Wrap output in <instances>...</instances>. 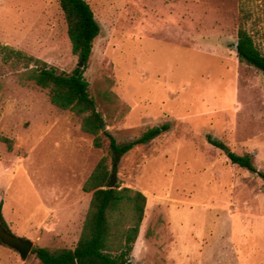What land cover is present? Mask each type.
Here are the masks:
<instances>
[{
    "label": "rangeland",
    "instance_id": "rangeland-1",
    "mask_svg": "<svg viewBox=\"0 0 264 264\" xmlns=\"http://www.w3.org/2000/svg\"><path fill=\"white\" fill-rule=\"evenodd\" d=\"M87 1L101 32L84 75L104 130L124 143L171 126L114 159L116 182L147 196L133 264H264V178L207 137L264 171V73L235 49L244 0ZM244 7L264 51V0ZM0 43L67 72L80 63L60 0H0ZM21 71L0 57L3 219L33 248H73L83 225L46 232L52 199L78 196L103 156L112 166L109 139L95 147L81 119ZM0 264L43 263L0 241Z\"/></svg>",
    "mask_w": 264,
    "mask_h": 264
},
{
    "label": "trees",
    "instance_id": "trees-1",
    "mask_svg": "<svg viewBox=\"0 0 264 264\" xmlns=\"http://www.w3.org/2000/svg\"><path fill=\"white\" fill-rule=\"evenodd\" d=\"M246 1L241 2L243 14L235 49L241 61L264 73V51L257 43L254 32L248 28L251 13L244 7ZM60 6L67 23L72 52L83 63V68L77 65L70 72L60 70L41 58L2 43L0 57L10 67L22 69L19 75L22 82L30 81L47 90L53 105L75 113L81 119V129L92 136L95 147H103L106 136L113 162L110 166L108 157L103 156L82 186L85 192L91 193V201L75 247L38 246L33 248V253L43 264H133V250L145 217L147 196L141 190L121 186L119 182L113 188L109 187L116 164L114 159L125 155L137 145L152 141L171 126L169 123L156 125L124 143L118 142L109 130H104L103 116L84 75L101 26L87 0H60ZM207 137L213 145L226 149L219 139L210 134ZM1 139L8 142L11 148L8 138ZM228 156L233 163L264 178V171L256 167L252 155L231 151ZM2 210L3 201L0 202V221L10 231L3 219Z\"/></svg>",
    "mask_w": 264,
    "mask_h": 264
},
{
    "label": "crops",
    "instance_id": "crops-1",
    "mask_svg": "<svg viewBox=\"0 0 264 264\" xmlns=\"http://www.w3.org/2000/svg\"><path fill=\"white\" fill-rule=\"evenodd\" d=\"M84 182L81 184V189ZM90 201L91 193L85 192L83 189L78 196L73 198L71 195L66 196L65 199L61 197L53 198V209L46 221V232L49 237L53 238L54 235L64 232L69 233L77 223L81 227L89 209Z\"/></svg>",
    "mask_w": 264,
    "mask_h": 264
},
{
    "label": "water",
    "instance_id": "water-1",
    "mask_svg": "<svg viewBox=\"0 0 264 264\" xmlns=\"http://www.w3.org/2000/svg\"><path fill=\"white\" fill-rule=\"evenodd\" d=\"M78 65L82 67L83 63L80 62ZM103 128L105 129V125ZM225 150L227 153L230 152V148L227 146ZM115 183H116V174L113 172L112 179L109 183V187L113 188L115 186ZM0 239L7 245L16 248L23 259H26L33 250L34 243L32 240L22 239L20 237H17L16 235L6 230L2 225H0Z\"/></svg>",
    "mask_w": 264,
    "mask_h": 264
}]
</instances>
